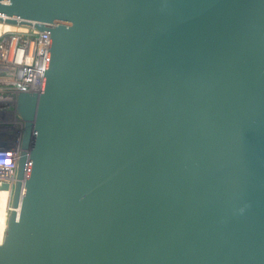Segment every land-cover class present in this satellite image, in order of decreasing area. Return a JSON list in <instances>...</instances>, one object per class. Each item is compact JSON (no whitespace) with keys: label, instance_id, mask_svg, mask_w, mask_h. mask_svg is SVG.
I'll return each mask as SVG.
<instances>
[{"label":"water","instance_id":"95a60500","mask_svg":"<svg viewBox=\"0 0 264 264\" xmlns=\"http://www.w3.org/2000/svg\"><path fill=\"white\" fill-rule=\"evenodd\" d=\"M50 37L0 264H264V0H0Z\"/></svg>","mask_w":264,"mask_h":264},{"label":"built area","instance_id":"2783aa9c","mask_svg":"<svg viewBox=\"0 0 264 264\" xmlns=\"http://www.w3.org/2000/svg\"><path fill=\"white\" fill-rule=\"evenodd\" d=\"M15 24L27 25L29 30L0 34V83L7 80L13 82L17 96L20 91H35L39 88L50 37L47 32L40 31L32 24ZM6 156L14 159L10 152Z\"/></svg>","mask_w":264,"mask_h":264},{"label":"rangeland","instance_id":"374dc122","mask_svg":"<svg viewBox=\"0 0 264 264\" xmlns=\"http://www.w3.org/2000/svg\"><path fill=\"white\" fill-rule=\"evenodd\" d=\"M28 30L27 25L0 23V34L3 32H27ZM15 88L13 82L11 83L9 80L0 83V166L6 160L3 167L14 170H16V166L12 165L9 156H7L8 159H5L6 153L10 152L15 159L18 157L24 127V121L17 114ZM12 175H15V171ZM13 180L12 177L5 175L0 177V228L6 226Z\"/></svg>","mask_w":264,"mask_h":264},{"label":"bare ground","instance_id":"6f19581e","mask_svg":"<svg viewBox=\"0 0 264 264\" xmlns=\"http://www.w3.org/2000/svg\"><path fill=\"white\" fill-rule=\"evenodd\" d=\"M29 25H31V24H29ZM7 157V156H6ZM8 159V158H7ZM10 160H11V163H12V165L15 167L16 166V160H15V157H14V159H11L10 158ZM6 164V161L4 162V164L2 165V166H0V177H2V176H8V177H12V179H14V176L12 175V173H14V169L12 168H6V167H3L4 165ZM10 172H12L11 173V176H10ZM6 227V226H5ZM5 227H3V228H5Z\"/></svg>","mask_w":264,"mask_h":264}]
</instances>
